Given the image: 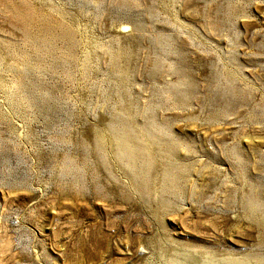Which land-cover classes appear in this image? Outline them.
Instances as JSON below:
<instances>
[{
    "label": "rangeland",
    "instance_id": "rangeland-1",
    "mask_svg": "<svg viewBox=\"0 0 264 264\" xmlns=\"http://www.w3.org/2000/svg\"><path fill=\"white\" fill-rule=\"evenodd\" d=\"M252 213L264 0H0V264H253Z\"/></svg>",
    "mask_w": 264,
    "mask_h": 264
},
{
    "label": "bare ground",
    "instance_id": "bare-ground-1",
    "mask_svg": "<svg viewBox=\"0 0 264 264\" xmlns=\"http://www.w3.org/2000/svg\"><path fill=\"white\" fill-rule=\"evenodd\" d=\"M120 28H122L123 30H126L129 28V25L126 23H121ZM119 28V27H118ZM115 145L117 147H119L120 149L123 150L124 154L128 157V158H132L133 153L135 150H133L134 148L131 147L129 144H127L124 140L120 139L117 142H115ZM136 146V145H135ZM134 146V147H135ZM167 169L170 170L169 167H166ZM254 213V212H253ZM251 214L250 217V222L256 227L257 231H258V236H257V243L259 245V247H264V215H260V214ZM184 257V256H183ZM256 262H254L253 264H264V255H260V256H255ZM233 262L228 263V264H250L248 258H242L241 260H231ZM226 262H228V260H226ZM174 264H187L186 262H184L182 259L178 260V262L176 261Z\"/></svg>",
    "mask_w": 264,
    "mask_h": 264
}]
</instances>
